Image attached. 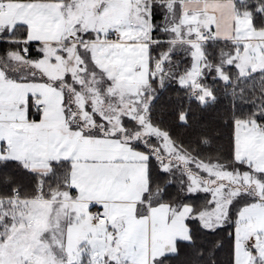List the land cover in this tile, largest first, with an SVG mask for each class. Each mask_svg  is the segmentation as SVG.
Instances as JSON below:
<instances>
[{
	"label": "rangeland",
	"instance_id": "1",
	"mask_svg": "<svg viewBox=\"0 0 264 264\" xmlns=\"http://www.w3.org/2000/svg\"><path fill=\"white\" fill-rule=\"evenodd\" d=\"M62 8L68 29L75 35L67 40L74 41L38 46L45 51L41 56L12 49L1 59L0 136L35 145L26 163L32 170L47 172L53 161H70V188L47 199L15 197L13 210L1 211L0 222L5 216L11 222L0 230V264H68L69 260L87 264L89 253L92 259L99 256L101 264H108L104 256L120 264L125 256L135 264H156V258L176 253L178 241L190 240L187 206L177 211L175 206L157 203V194H148L145 151L132 148L120 137L85 136L81 127L97 125L130 135L139 132L143 143L146 137L155 138L157 145L149 144L153 154L163 152L172 167L178 162L189 169L191 158L148 119L155 96L152 81L163 86L169 75L164 72L167 56L158 63L151 56L150 0H70ZM207 17L181 10L180 5L169 11L165 21L168 38L180 43L166 42L189 50L190 65L179 81L193 89L198 87L204 65L208 41L201 36L209 29ZM250 19L249 12L240 13L242 31ZM85 32L88 36L82 43ZM113 33L121 41L110 40ZM23 46L27 52L29 45ZM235 47L233 55L221 60L220 74L227 65H235L242 75L264 66L263 43L248 40ZM47 78L61 82L52 84ZM30 92L34 98L39 93L35 102L45 106L39 124L26 119ZM126 120L133 124L127 126ZM235 137V157L251 171L198 162L196 166L208 176L188 175L191 190H212L211 200L217 201L214 209L208 204L198 212L205 228L224 222L221 212L227 211L233 193H264L258 176L264 172V127L239 121ZM26 154L19 147L6 151L23 162ZM91 205H103L107 220L94 223L92 210L97 207ZM242 211L248 220L238 225L237 259L239 264H251L239 238L256 240L264 248V201Z\"/></svg>",
	"mask_w": 264,
	"mask_h": 264
},
{
	"label": "trees",
	"instance_id": "2",
	"mask_svg": "<svg viewBox=\"0 0 264 264\" xmlns=\"http://www.w3.org/2000/svg\"><path fill=\"white\" fill-rule=\"evenodd\" d=\"M181 1L150 0L152 29L153 22L157 26L155 33L151 29L153 39L150 44L151 56L154 63H158L163 56H167L164 72L169 75L163 86H160L155 79L152 81L155 96L148 109V119L169 137L181 153L192 160L189 169H183L178 162L173 167L174 175L171 179L177 186L185 182L184 177H188L189 172L200 178L203 177V179L208 176L206 172L196 166L198 162L217 163L224 169L232 171H251L250 166L247 168L243 166L246 165L244 162L240 167H237L235 163L237 161L235 157V127L239 121L255 122L253 113L259 104H264V70L242 75L235 65H227L223 68V74H220L218 66L221 60L226 55H233L236 50L235 45L228 41H208L204 44V65L197 79L198 98L191 95L193 90L191 84L180 83V77L186 73L187 67L190 65V57L187 54L189 50L176 48L175 52L169 53L171 43L158 44L157 38H162L165 41L169 39L165 21L169 11L174 12L176 7H180ZM236 6L239 13L249 12L255 29H264V0H236ZM160 16H163V20L159 18ZM161 24H163V30L159 29ZM26 38L27 33L23 26H18L14 31L6 34L0 41V62L1 59H5L10 50L17 48L22 49L27 56H41L38 51H35V46L32 44H29L27 52L22 48L19 41ZM87 64L91 67L90 63L87 62ZM47 80L52 84L61 82V80L52 81L48 78ZM203 92L207 93L206 99L203 97ZM125 122L127 126L133 124V121L130 120ZM258 125L264 127V123ZM81 127L85 136H99L92 134L98 129L103 135L122 138L136 150L145 151L146 148L152 150L149 144L156 146L158 143V140L152 137H146L145 143H143L140 140L142 133L139 132L130 135L122 130L110 132L97 125L82 124ZM25 167L35 176L25 173L17 164L11 165L5 172L0 173V213L3 209L13 210L15 197L23 200L47 199L53 194L70 188L72 165L68 160L53 161L47 172L33 171L26 164ZM258 176L264 182V172H259ZM219 182L216 181L217 184ZM163 184V181L152 183L149 177L148 194L154 195L162 191ZM203 190H200L202 199L196 203L197 212L201 211V208L207 207L209 198H212V190ZM248 195L250 197L258 196L254 193H248ZM233 199L234 196L230 200ZM262 201L264 199L259 202ZM156 202L172 204L179 208V193L173 192L163 201L156 200ZM192 203V201H188L187 205ZM237 210H242L241 205H236L232 212L235 213ZM1 221L4 222H0V230L10 224L11 217L5 216ZM189 227L191 242L178 241L176 253L170 254L164 264H229L231 257L229 231H219L213 234L202 230L195 223L189 224ZM156 264L159 262L157 261Z\"/></svg>",
	"mask_w": 264,
	"mask_h": 264
},
{
	"label": "snow or ice",
	"instance_id": "3",
	"mask_svg": "<svg viewBox=\"0 0 264 264\" xmlns=\"http://www.w3.org/2000/svg\"><path fill=\"white\" fill-rule=\"evenodd\" d=\"M17 6L15 2L9 3V0H0V16L4 15L5 9L8 7ZM163 20V16L159 17ZM159 29L163 30V24L159 25ZM153 33L157 31V26L153 22ZM2 35V33H0ZM88 36V32L81 34L82 40L86 39ZM166 42L162 38H157V43ZM18 70V69H17ZM179 86V85H178ZM163 90V89H161ZM40 99V94L37 93H28L27 95V109H26V119H28L33 124H39L44 115V104H37L35 101ZM154 99V98H153ZM20 107H24V105H20ZM254 120L257 124L264 123V104H259V107L253 113ZM87 134V133H85ZM92 134L102 136L103 133L99 132L97 129ZM19 147L22 151H25L27 154L24 158V163L16 160L13 157H9L6 155L7 150H11L13 148ZM35 147L33 144H28L22 139L17 140H7L3 136H0V173L5 172L11 165L17 164L19 167L23 169L25 173L35 176L34 173H31L30 170L25 167V164L28 163V156L31 155L32 149ZM165 153L160 152L157 154H153L152 150L146 148L145 150V163L149 169V177L152 183H157L159 181H163V190L159 191L156 195L157 201H163L165 198L171 196L173 192L179 193V203L180 207L177 208V211H181L185 206H187L189 215L185 217V224H197L202 230L216 233L219 231H229V240H230V250L231 257L229 264H239L237 259V242H238V225L241 223H246L248 217L243 214L242 210H237L235 213L232 212V209L236 207V205H241V209L250 208L259 204L261 199H264V193L258 196L250 197L247 191H237L233 193V200L228 201V210L221 212V215L224 217L223 223H217L215 228H205L204 224L200 220V213L196 210V203L202 199L200 190H191L190 189V181L188 177H184L183 183H180L177 186L173 183L171 177L174 175V168L172 167L171 162L164 158ZM39 160V157H36ZM237 167L242 165V161H235ZM245 168L248 165H243ZM147 193H145V197ZM188 201H192L191 205H187ZM217 206V201L211 200L209 198V208L214 209ZM91 207H97L99 211L103 212V205H91ZM169 208H172L173 205L169 204ZM201 211H204L201 208ZM234 217V218H233ZM189 235H191V230L189 231ZM243 243V252L248 253L251 257V264H264V248L261 247L256 240H247L244 237L239 238ZM188 242H191L190 240ZM219 247V245H218ZM175 253H171L174 255ZM170 254H165L162 258H156L159 264H164V261L169 258ZM67 258V257H65ZM103 259L108 260V264H120L119 261L110 260L107 256H104ZM68 264H80L77 260H69ZM87 264H101V258L99 256L96 259H92L91 254H88ZM123 264H135L134 260H131L128 256L123 258Z\"/></svg>",
	"mask_w": 264,
	"mask_h": 264
},
{
	"label": "crops",
	"instance_id": "4",
	"mask_svg": "<svg viewBox=\"0 0 264 264\" xmlns=\"http://www.w3.org/2000/svg\"><path fill=\"white\" fill-rule=\"evenodd\" d=\"M69 1L70 0L9 1L10 4L15 2L17 6L6 8L4 15L0 16V33H2V35H0V41L6 34L11 33L18 26H23L27 33V38L19 41V43L22 44V48L25 50L23 45L32 44L35 46V51H38L41 55L45 51L41 49L42 47L39 48L38 46H51L56 43L66 44L70 41H74L67 40L68 37L75 39V35L72 30L68 29L66 14L62 8V4ZM181 10L208 15L206 26L208 25L207 27H209V29L206 31L210 32V41H228L237 45L248 40H255L264 44L263 29H253L254 27L251 19L249 21L250 25L247 21L245 22L243 31L240 28V13L237 10L236 0H185L183 4H181ZM11 21L12 25L10 23ZM168 40L175 44L180 43L175 38H169ZM81 42L84 43L85 41L81 40ZM152 42L153 39L151 34V43ZM80 44L78 47L81 46ZM176 48H178V46H174V44L171 45V50ZM259 70H264V66H260L255 70L249 69V73ZM95 210L99 209L96 208Z\"/></svg>",
	"mask_w": 264,
	"mask_h": 264
},
{
	"label": "built area",
	"instance_id": "5",
	"mask_svg": "<svg viewBox=\"0 0 264 264\" xmlns=\"http://www.w3.org/2000/svg\"><path fill=\"white\" fill-rule=\"evenodd\" d=\"M202 39L205 41H209L210 39V32L206 31L202 33ZM110 40H112L113 42H119L121 41V37L117 34H111L110 36ZM191 95L195 98L199 97V89L198 88H194L191 92ZM92 220L94 223L100 222V221H105L106 220V213L104 212H100L99 210H94L92 211Z\"/></svg>",
	"mask_w": 264,
	"mask_h": 264
},
{
	"label": "water",
	"instance_id": "6",
	"mask_svg": "<svg viewBox=\"0 0 264 264\" xmlns=\"http://www.w3.org/2000/svg\"><path fill=\"white\" fill-rule=\"evenodd\" d=\"M203 97H204V99H206V97H207V93L206 92H203Z\"/></svg>",
	"mask_w": 264,
	"mask_h": 264
},
{
	"label": "bare ground",
	"instance_id": "7",
	"mask_svg": "<svg viewBox=\"0 0 264 264\" xmlns=\"http://www.w3.org/2000/svg\"><path fill=\"white\" fill-rule=\"evenodd\" d=\"M107 219V218H106Z\"/></svg>",
	"mask_w": 264,
	"mask_h": 264
}]
</instances>
